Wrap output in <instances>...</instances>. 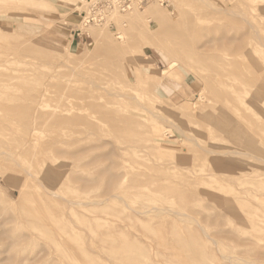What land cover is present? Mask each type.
I'll return each instance as SVG.
<instances>
[{"label": "rangeland", "instance_id": "374dc122", "mask_svg": "<svg viewBox=\"0 0 264 264\" xmlns=\"http://www.w3.org/2000/svg\"><path fill=\"white\" fill-rule=\"evenodd\" d=\"M246 2L0 0V62L10 61L0 67V141L11 146L36 132L34 145L3 147L0 156V264H264V0ZM245 10L262 34L258 42L247 38L243 52L225 53L222 67L214 60L235 47L222 35L248 36ZM192 27L187 40L195 46L218 40L204 52L215 57L206 63L204 56L207 65L214 61L205 72L175 56L176 36ZM120 32L129 48L121 60L105 59ZM228 71L234 77L225 84ZM97 84L99 104L123 96L117 111L105 109L134 124L123 146L111 124H102L98 139L90 134L74 144L72 126L7 110L40 89L51 106L70 96L62 106L74 112L80 93ZM236 137L247 146L238 154L227 149ZM100 141L107 147L95 148ZM118 146L124 150L114 157ZM52 160L71 171L51 176L42 164ZM9 164L36 175L25 184L3 177L1 166Z\"/></svg>", "mask_w": 264, "mask_h": 264}, {"label": "bare ground", "instance_id": "6f19581e", "mask_svg": "<svg viewBox=\"0 0 264 264\" xmlns=\"http://www.w3.org/2000/svg\"><path fill=\"white\" fill-rule=\"evenodd\" d=\"M252 1H255V0H251V2ZM246 1L244 0V3H245ZM243 3V2H242ZM246 3H249V0H248V2H246ZM255 3V2H254ZM207 4V3H206ZM252 4V3H251ZM251 4H250V6H251ZM208 5V4H207ZM246 5V4H245ZM241 6H243V5H241ZM253 6V5H252ZM130 5H128V7L125 9V11H128V10H130ZM246 7H247V5H246ZM254 7V6H253ZM123 8H125V7H123ZM255 9V8H254ZM218 10V9H217ZM243 10V9H242ZM216 11V10H215ZM247 11H248V9H247ZM220 12V11H219ZM229 12H231V11H229ZM240 13H241V11H239ZM232 13V12H231ZM235 13V12H234ZM264 13V12H263ZM262 13V14H263ZM239 14V13H238ZM244 14V13H243ZM242 14V15H243ZM245 14H248L247 12H246V10H245ZM250 14H251V12H249V14H248V17L249 18H245L244 19V17H243V19L241 18V16H240V19H242V20H244V22H246V24L249 26V31H248V33H247V37H244V38H230L228 35H222V38H221V40L225 43V42H230L231 44H233L234 43V45H235V47L234 48H225L222 52H224V54L226 53V54H228L229 56L230 55H232L231 53L232 52H238V53H241V52H243V50L245 49V48H247V45L245 46V40L248 38L249 40H255L256 42H258L257 40H259V38H260V35H259V33H260V31H258V30H256V25H254V23H253V21H255V19H256V17L255 16H253L252 18L250 17ZM229 15H230V13H229ZM235 15V14H234ZM251 16H252V14H251ZM260 16V15H259ZM258 15H257V17H259ZM237 17H239V15H237ZM197 19V18H196ZM198 20V19H197ZM197 20L195 21V22H197ZM200 24V23H199ZM198 24V25H199ZM143 25H144V30H142V32H145L143 35H146L147 36V34H150L149 33V31H150V28H149V26H148V24H147V22H144L143 23ZM184 26V25H183ZM189 31H191V32H193L194 31V28L192 27V28H187V29H184V30H182L176 37L178 38V41H176V44L174 45V48H176L178 51H179V53H178V55H176L175 54V56L176 57H178V58H180L182 61H184L185 63H181V61H180V59H179V61H180V63H181V65L182 64H185L186 66L187 65H190V66H192L193 64H195V65H197V66H201L199 69H201L202 67H205V68H209V67H207V66H210V65H212L213 64V62L214 63H217V61L219 60V61H221V66L223 67V64H225L226 63V65H227V67H228V61H226V56H228V55H226L225 54V56H221V57H219V59H215L211 64L210 63H208V65L206 64L208 61H210V60H208V61H206L207 59H214L213 57H211V56H213V55H211L210 56V54H208L209 56H210V58H207L205 55H204V52L208 49V48H210L213 44H215L216 42H218V40L217 39H213L212 41H210L209 39V41H206V43H204V44H197V40H194V41H196V46H195V44L194 43H192V42H190L189 40H187V38L191 35V33H189ZM263 31V30H262ZM264 32V31H263ZM196 35H197V33H195ZM260 34H262V33H260ZM192 35H194L193 33H192ZM199 35V34H198ZM188 36V37H187ZM245 36V35H244ZM190 37H192V36H190ZM195 37V36H194ZM258 37V38H257ZM196 38V37H195ZM198 38V37H197ZM196 38V39H197ZM146 39V38H145ZM158 40V39H157ZM190 40H191V38H190ZM200 40H202V39H200ZM204 42V41H203ZM37 43V42H36ZM159 43V42H158ZM44 44V43H43ZM222 44V43H221ZM259 44H261L262 46H264V38L262 37V41H261V43H259ZM165 45H169V44H165ZM199 45V46H198ZM47 46V45H46ZM170 46H172L171 44H170ZM108 48H107V50H105V53H104V55L106 54L107 55V57L105 58V59H110V58H114L115 60L117 59L116 58V56L117 57H120L121 56V54L125 51L126 52V50H127V48H129V45H128V39H124V35L120 32V33H118L117 34V37H116V42L115 43H109L108 44V46H107ZM37 48V47H36ZM126 49V50H125ZM172 50H175V49H173L172 48ZM25 51H29V48H27V50H25ZM39 51V50H38ZM40 52V51H39ZM125 52L123 53V54H125ZM181 52V53H180ZM175 53V52H174ZM105 55V56H106ZM118 55H120V56H118ZM216 54H214V56H215ZM218 55V54H217ZM235 55V54H234ZM233 55V56H234ZM204 56H205V61H206V63L205 62H203L202 61V59L204 58ZM236 56V55H235ZM173 58H175V57H173ZM178 58L176 59L177 60V62H178ZM217 58H218V56H217ZM114 60V61H115ZM118 60V59H117ZM119 60H121V57L119 58ZM173 60V59H172ZM229 60H231L232 61V59H229ZM109 62V60H106L105 62ZM112 61V60H111ZM187 61V62H186ZM191 62V64H189L188 62ZM218 61V62H219ZM8 62H10V61H8L7 59H4L2 62H0V67H2L3 65H6V63H8ZM105 62H104V64H105ZM107 62V63H108ZM174 60H173V63L171 62V64H170V67L169 68H167L165 71H164V73L163 74H165V73H167V72H169L170 71V69H172L173 67H174ZM177 62H175V63H177ZM194 62V63H193ZM106 63V64H107ZM116 63V62H115ZM188 63V64H187ZM193 63V64H192ZM237 63V62H236ZM233 63V62H230L229 63V65L232 67V66H236V67H238V66H240V64L241 63ZM253 63V62H252ZM14 64V63H13ZM106 64H105V66H106ZM114 64V62L111 64V66H110V63L109 64H107V65H109L110 67L109 68H111L112 67V65ZM118 64H119V62H118ZM210 64V65H209ZM218 64V63H217ZM246 64H248V62L246 63ZM115 65V64H114ZM117 65V64H116ZM115 65V66H116ZM249 65V64H248ZM184 66V65H183ZM221 66H220V68H221ZM242 66V65H241ZM185 67V66H184ZM189 67V66H188ZM218 67H219V65H218ZM225 67V66H224ZM246 67H247V65H246ZM113 68V67H112ZM195 68H198V67H195L194 66V70H196ZM242 68V67H241ZM203 69V68H202ZM201 69V70H202ZM243 69V68H242ZM188 70V69H187ZM200 70V71H201ZM221 70V69H220ZM222 70H223V68H222ZM227 70H228V68H227ZM197 71H198V69H197ZM225 71V70H224ZM202 72H205L204 71V69L202 70ZM254 72H256V71H254ZM174 73H176V72H174ZM258 74V73H257ZM234 76L232 75V72H229L228 71V73H226L221 79L222 80H224L225 81V84H226V81H228V80H231L230 78H233ZM3 81H4V79H2ZM7 80H9L10 81V79H7ZM14 82V81H13ZM3 83H10V82H6V80H5V82H3ZM12 83V82H11ZM225 84H222V83H220L219 85H217V86H220V87H225ZM264 84V83H263ZM98 85V84H97ZM93 85L94 86V89L92 88V91H91V93H87V92H85V94H82V93H80V96L78 97V101H79V105H76V107L77 108H75V110H74V112L73 111H71V109H69V108H65V107H63L62 106V101H64V98L66 99L67 97H69V98H71L70 96H61L60 98H57V99H54L53 101H54V104H53V106H51V104L49 103V99H44V95H41V90L39 89V90H30L29 91V95L30 96H32V97H30L29 98V100H28V103H26V105H20V104H14L13 106H11L10 105V107H8V109L7 110H9V113H11V114H13V115H17V116H19V117H21V118H24L25 120H31L32 118H35L36 120H41V121H50V122H52V121H54V120H56V122H58V123H66V124H68L69 126H72V130H71V137H73L74 139H75V141H74V144H77V143H82V142H86V139H88V136L90 135V134H93L95 137H96V134H99L100 133V130H101V126H102V124H111V126H112V128L114 129V130H116V131H118V137H117V139H115V140H117V141H119L118 142V144L119 145H121L122 144V146H123V144H126V143H124V141H129V138L131 137V131L132 130H130V127H131V125H132V121H131V119L130 118H128V116L126 117V116H124L123 114H121V115H123V116H121L120 115V113H117V112H114L113 110H105L108 106H111L112 105V107L114 106L113 104H116L117 103V100L118 99H123V96L122 95H117V96H115L114 94H112L111 95V99H113V98H115L114 100L115 101H113V103H111V102H109V103H107L108 104V106L106 107L105 105H102V104H99L98 103V101H99V99H100V97H98V96H96L93 92H97L98 91V89H100L101 87L98 85ZM102 85V84H101ZM240 86H243V85H240ZM244 87V86H243ZM62 88V87H61ZM61 88L59 89V90H57L56 92H58V91H60L61 90ZM66 88L67 89H71V88H69V87H67L66 86ZM65 88V89H66ZM103 88V87H102ZM228 88H229V86H228ZM57 88H55V90H56ZM65 89H62V90H64V92H65ZM104 89V88H103ZM74 90H76V89H74ZM89 90V89H88ZM100 90H102V89H100ZM77 91V90H76ZM235 91L237 92V90L235 89ZM234 91V92H235ZM255 91V90H254ZM253 91V92H254ZM64 92H63V94H64ZM71 92V91H70ZM75 94L77 93V92H81V90H79V91H77V92H75V91H73ZM51 93V92H50ZM73 93V94H74ZM84 93V92H83ZM48 94V93H47ZM67 94V93H66ZM69 94H72V92L71 93H69ZM72 94V95H73ZM78 94V93H77ZM98 94V93H97ZM58 95V94H57ZM79 95V94H78ZM122 96V97H121ZM75 97V96H74ZM259 97V96H258ZM258 97L256 96L255 98H256V100L258 99ZM76 98V97H75ZM120 99V100H121ZM130 99H131V97H130ZM124 100H126V99H124ZM135 100V99H134ZM235 100V99H234ZM77 101V102H78ZM137 101V100H136ZM138 102V101H137ZM121 103V102H120ZM244 105V104H243ZM246 105V104H245ZM244 105V106H245ZM105 106V107H104ZM142 106V105H141ZM117 107H118V105H117ZM130 107V106H129ZM131 107H133V106H131ZM44 108H47L46 110H44ZM113 108H116V107H113ZM124 108V107H123ZM122 108V109H123ZM128 108V107H127ZM141 108V107H140ZM143 108V107H142ZM249 108V107H248ZM121 109V111H123ZM131 109V108H130ZM87 110H89L90 111V113H93L91 116L90 115H88V113H87V115H82L81 113L82 112H85V111H87ZM132 110V109H131ZM147 110V109H146ZM248 110H250V109H248ZM251 110H252V108H251ZM116 111H117V108H116ZM119 111V110H118ZM252 112V111H251ZM124 113V112H123ZM253 113V112H252ZM81 114V115H80ZM125 114H126V112H125ZM253 115H254V113H253ZM156 117V116H155ZM133 118V117H132ZM134 119H136V118H134ZM245 119V118H244ZM137 120V119H136ZM119 122H122L123 123V127H124V130L122 129V127H119V125H118V123ZM238 122V121H237ZM138 123V122H137ZM131 124V125H130ZM146 124V123H145ZM32 124L31 123H26L25 125H24V127L23 128H25L26 129V127H29V126H31ZM134 125V124H133ZM132 125V126H133ZM120 126H121V124H120ZM253 128H254V126H252ZM107 129H109V128H107ZM102 131V130H101ZM103 131H105V129L103 130ZM102 131V132H103ZM109 131V130H108ZM108 131H106L107 133H109ZM101 132V133H102ZM105 132V133H106ZM32 133H33V135H32ZM100 133V134H101ZM111 134H112V132H110ZM99 134V135H100ZM134 135V137H135V134H133ZM102 136V135H101ZM105 137H106V135H104ZM108 136H109V134H108ZM114 136V135H113ZM138 136H139V134H138ZM142 136V135H141ZM244 136V135H243ZM252 136H253V134H252ZM35 137H36V132H33V131H27V132H25L24 133V135H22V139L20 140V141H18V142H16V144H13V145H9V144H7L5 141H0V156L1 155H3V151H2V149H3V147H6V148H8V149H10V150H15V149H18V150H22V149H20V148H23V147H25V146H27V145H34L35 144V141H36V139H35ZM104 137V139H106ZM110 137H112V136H109V138ZM115 137V136H114ZM133 137V138H134ZM97 138V137H96ZM113 138V137H112ZM132 138V137H131ZM257 138V137H256ZM98 139V138H97ZM101 140H102V138H100ZM107 140V139H106ZM241 140H242V138H240V137H236V139H235V142H233L232 144H230L228 147H227V149H229L230 151H231V148L232 149H235V150H237V151H234V152H236L237 154H238V151H239V149L240 148H243V147H245L246 145H244L243 144V142H241ZM96 142H98V140L96 141ZM114 143V142H113ZM109 144V143H108ZM107 145V143H104L103 141H100L99 142V146L98 147H95V148H97V149H100L101 148V150H102V147H105ZM121 146V147H122ZM132 146V145H131ZM133 146H134V144H133ZM107 147V146H106ZM121 147H115L114 149H113V153L111 154V155H118V153L120 152V151H122V150H124L123 149V147L121 148ZM129 147V146H128ZM247 147V146H246ZM94 148V147H93ZM109 148V147H108ZM124 148H127V147H124ZM134 148H136V147H134ZM138 148V147H137ZM34 149H35V146H33V147H31L30 149H28L29 151H32V153L33 154H37V153H35L34 152ZM133 148L131 147V150H132ZM128 150V149H127ZM95 151V150H94ZM130 151V150H129ZM138 151V150H137ZM228 151V150H227ZM59 153L60 154H64L65 152H63V151H59ZM127 153V152H126ZM137 153V152H136ZM108 154V153H107ZM106 154V155H107ZM121 155H122V153H120ZM119 154V155H120ZM128 154H130V153H127V155H125V156H128ZM79 154H76L75 156H78ZM114 156V157H117V156ZM245 155V154H244ZM18 156H20V155H18ZM100 156V155H99ZM102 157L104 156V154L103 155H101ZM100 156V157H101ZM16 157V156H15ZM107 157V156H106ZM98 158V157H97ZM104 158H105V156H104ZM123 158H124V155H123ZM9 159H13V155L9 152ZM121 159H122V157H121ZM257 160H258V158H257ZM105 161H107V160H105ZM260 161V160H259ZM49 162V161H48ZM56 162L57 161H55V160H52L51 161V164H48V163H45V164H42V168L43 169H45V167H46V169H48L47 170V173H49L51 176H54L55 177V175H61V174H63L64 172H70L71 170H64V171H62L59 167H60V164H56ZM114 162V161H113ZM83 163H85V162H83ZM87 163V162H86ZM109 165V164H108ZM83 166H85V165H83ZM2 167V175H3V177H8V176H12V177H14L15 178V180H20V181H23V184H25V181L26 180H28L29 178H31V177H33L34 175H36L35 174V171H34V169H31L29 166L28 167H23V168H20V169H16V166L14 167L13 165H11V164H9V165H3V166H1ZM87 167V166H86ZM108 167V166H107ZM82 169H83V167H82ZM107 169V168H106ZM105 169V170H106ZM111 172V171H110ZM9 173H10V175H9ZM66 174V173H65ZM105 174H107V176H109V174L108 173H105ZM113 174V173H112ZM77 175V174H76ZM78 175H79V173H78ZM75 176V175H74ZM60 177H62V176H60ZM59 178V177H58ZM64 179V178H63ZM7 180V179H6ZM35 180H36V178H35ZM38 180V179H37ZM36 180V181H37ZM19 181V182H20ZM30 181V180H29ZM38 182H39V180H38ZM81 183V182H80ZM83 183V182H82ZM88 184V183H87ZM81 185V184H80ZM90 185V184H89ZM82 186H83V184H82ZM85 186H86V184H85ZM53 192H51V194H52ZM71 203V202H70ZM72 204L73 205H81V204H79V203H77V202H72ZM240 207V206H239ZM177 215V214H176ZM179 215V214H178ZM192 252V251H191ZM197 255V254H196ZM195 256V255H194Z\"/></svg>", "mask_w": 264, "mask_h": 264}, {"label": "built area", "instance_id": "2783aa9c", "mask_svg": "<svg viewBox=\"0 0 264 264\" xmlns=\"http://www.w3.org/2000/svg\"><path fill=\"white\" fill-rule=\"evenodd\" d=\"M118 4H120L119 2H118ZM117 4V5H118ZM123 7H125V8H123ZM128 7V4H121V5H119V8H120V10L121 11H125V9Z\"/></svg>", "mask_w": 264, "mask_h": 264}]
</instances>
